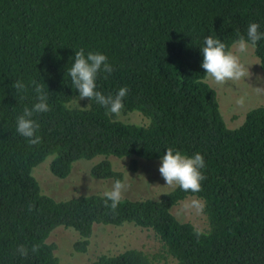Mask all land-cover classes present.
<instances>
[{"label":"trees","instance_id":"16d2710c","mask_svg":"<svg viewBox=\"0 0 264 264\" xmlns=\"http://www.w3.org/2000/svg\"><path fill=\"white\" fill-rule=\"evenodd\" d=\"M253 22L264 32V0H0V264H60L49 241L57 227L76 230L74 249L86 252L95 225L126 223L153 230L160 249L103 253L92 264H264V106L228 127L201 67L205 37L231 50ZM81 48L104 53L114 69L107 79L98 75L96 89L114 95L126 86L120 116L137 111L146 123L78 100L67 69ZM253 48L264 70V39ZM18 80L26 91L15 90ZM33 80L50 106L33 117L38 146L16 132L17 117L36 102ZM168 147L204 156L203 190L124 197L115 215L102 193L57 199L33 174L47 158L51 172L66 178L76 161L104 157L91 176L124 180L110 157L132 158L135 169L137 159H161ZM189 196L206 205L208 234L199 241L194 224L172 211ZM21 244L41 247L24 258Z\"/></svg>","mask_w":264,"mask_h":264},{"label":"rangeland","instance_id":"374dc122","mask_svg":"<svg viewBox=\"0 0 264 264\" xmlns=\"http://www.w3.org/2000/svg\"><path fill=\"white\" fill-rule=\"evenodd\" d=\"M231 50L235 51L234 45ZM240 59L248 70V76L245 79L229 81L224 85H216L212 80H207L217 91L222 115L230 128L243 124L247 112L252 108L264 106V70L259 58L255 55L254 48L250 46L248 53L240 55ZM120 118L128 122H147V119L137 111L122 115ZM103 158L96 157L90 160L76 161L71 173L66 178H59L51 172L50 158H47L34 168L33 174L39 180L44 193L57 199H67L80 194L103 193L111 188L114 180L97 179L90 173L92 166ZM110 159L115 169L124 173L123 181L127 185L124 197L133 199L160 198L161 194L172 189L165 185L166 181L160 175L161 159L139 158L135 169H131L130 166L132 158L112 156ZM192 199L203 201L199 197L189 196L174 206L172 211L180 220L191 222L205 230L208 228L205 213L196 216L189 214L183 207ZM78 239V232L73 228L59 226L52 232L49 241L57 245L56 252L60 258V264H92L100 254H114L128 248H138L148 253H155L161 246L153 230L133 223L121 226L95 225L91 243L86 252H78L74 249ZM172 262L173 260H170L161 264H171Z\"/></svg>","mask_w":264,"mask_h":264},{"label":"clouds","instance_id":"9594fccd","mask_svg":"<svg viewBox=\"0 0 264 264\" xmlns=\"http://www.w3.org/2000/svg\"><path fill=\"white\" fill-rule=\"evenodd\" d=\"M261 39H264V32L259 31V25L255 22L248 25L246 37L239 35L238 32V39L234 41L235 51L230 50L219 38L212 35L205 37L201 47L203 54L201 67L204 69L205 80L210 79L216 85H224L229 81L245 79L248 76V70L241 63L240 55L247 54L249 47H255ZM113 71L114 69L104 53L89 51L86 55L85 50L81 48L75 51L74 63L67 69V75L70 76L75 90H78V100L95 101L96 104L105 108L106 115L118 118L125 107L124 99L128 94V88L121 87L114 95H105L96 89L98 75L103 73L105 74L104 78L107 79V76ZM31 84L34 86L36 102L31 108L26 106L23 114L17 117L16 132L26 138L29 145L38 146L42 142V138L37 135L40 125L33 117L34 114L50 111V106L44 85L35 80L31 81ZM13 87L17 92L27 90V85L19 80L14 82ZM205 166L204 156L200 152L187 155L178 149L168 147L161 156L159 172L166 181V186L172 189L179 187L186 193L197 194L203 190L201 182L206 179V176L202 174L201 169ZM126 191V183L121 179H116L111 188L102 193L103 204L112 214L117 213ZM32 207L33 205H29V211ZM183 207L189 214L201 216L204 214L206 205L199 199H192ZM194 234L199 241L201 236L208 233L194 225ZM40 247V244H33L29 250L27 246L21 244L18 246L17 252L20 256L27 258L29 251L33 254L38 253Z\"/></svg>","mask_w":264,"mask_h":264}]
</instances>
